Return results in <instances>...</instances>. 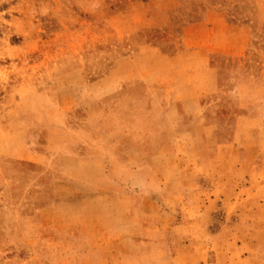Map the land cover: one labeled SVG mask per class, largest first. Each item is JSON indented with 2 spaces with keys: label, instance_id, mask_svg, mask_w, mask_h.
I'll use <instances>...</instances> for the list:
<instances>
[{
  "label": "rangeland",
  "instance_id": "rangeland-1",
  "mask_svg": "<svg viewBox=\"0 0 264 264\" xmlns=\"http://www.w3.org/2000/svg\"><path fill=\"white\" fill-rule=\"evenodd\" d=\"M0 264H264V0H0Z\"/></svg>",
  "mask_w": 264,
  "mask_h": 264
}]
</instances>
